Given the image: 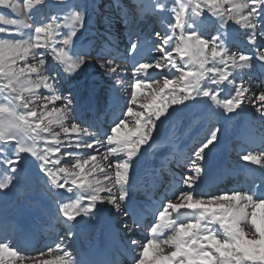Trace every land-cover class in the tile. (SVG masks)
<instances>
[{"label": "snow or ice", "instance_id": "obj_1", "mask_svg": "<svg viewBox=\"0 0 264 264\" xmlns=\"http://www.w3.org/2000/svg\"><path fill=\"white\" fill-rule=\"evenodd\" d=\"M136 9L161 18L151 59L142 57L148 42L139 36L120 56L81 51L78 33L88 20L81 0H0V192L15 188L28 166L46 178L58 197L57 219L70 228L110 205L129 221L122 231L147 230L143 240H129L131 264H264V81L253 91L243 79L264 73V0H139ZM209 23L218 27L206 37ZM117 59L134 62L128 84ZM88 63L113 82L110 103L118 114L107 132L80 119L72 95L57 86ZM34 104L42 105L39 112ZM201 105L224 120L254 109L259 127L251 142L258 150L243 151L240 159L258 166L259 175L246 189L198 191L213 179L206 162L223 131L211 124L189 147L172 194L149 209L133 203L144 146L152 148L157 138L171 142L175 131L169 136L168 126ZM0 264L79 261L63 240L34 255L0 235Z\"/></svg>", "mask_w": 264, "mask_h": 264}, {"label": "rangeland", "instance_id": "obj_2", "mask_svg": "<svg viewBox=\"0 0 264 264\" xmlns=\"http://www.w3.org/2000/svg\"><path fill=\"white\" fill-rule=\"evenodd\" d=\"M90 1L91 0H81L83 4L87 5V10H86V17L88 18L87 23L90 19H92L90 15V6H91ZM92 2L94 5H96V3L101 2L100 7H102L101 12L99 13L100 22L102 23L99 25V28L97 30L95 29L94 31H96L97 34H99V37L106 38L107 40L110 37H113L114 40H119L120 44L123 45L124 49L120 48L118 45H114V48L118 51L121 50L122 52L125 53V49L128 46L130 40L134 41L137 39L138 31L145 30L146 32L147 31L153 32L154 30H161L162 28L161 26L162 22H161L160 17H157L155 15L150 16L151 14L141 12L136 9V5L139 2V0H92ZM113 26L115 28H113ZM217 27L218 25H213L211 23L206 24L203 29L206 37L208 34L214 35L215 29ZM88 34L89 33L87 30V24H86L85 28H83L78 33V37H79L78 42L86 38ZM99 37L97 38L99 39ZM150 39L154 41V37L152 34L150 36ZM102 42L103 41L101 40L97 44H95L94 52L92 53L93 55H95L96 53L102 52L100 49ZM109 54L110 53L107 52V54H104V55L109 56ZM155 55H157V53H155ZM111 56H109V58H111ZM127 62L128 60H120V59L116 60V63L120 65V67L126 68V69L128 67ZM177 62H180L179 57H177ZM93 68H95V70L96 69L98 70L99 76L96 80H94ZM103 71H104L103 69L99 68L98 64L95 65L92 63H88L84 65L82 69L80 70L79 74L75 75L73 78L80 83L82 82L88 89L92 90L94 94L97 95L96 105L101 106L102 114L105 115V118L102 119L104 121V126L106 128H109V125H110L109 112H114L113 108L111 107V103H110V96H111L110 88L113 82L107 76L102 75ZM149 71L153 72V70L151 69ZM128 74H129L128 70L126 73H121L122 76H125L126 84H128L132 80V78L127 79ZM176 75H179V73H176ZM162 83L163 81L161 80V84ZM57 86L61 88V91L63 93L66 91L65 84L62 83L60 80ZM39 91L41 93H45V90L43 88H41ZM78 91L81 93V94H78L77 92V94L80 95V102H84L85 100L88 99L86 98V94L82 93L81 88L78 89ZM73 105H74V102H73ZM33 107H36L37 111L39 112L42 108V105L34 104ZM49 107H51V105H49ZM220 111L221 110H218V112L216 113H220ZM183 114L184 115H181L178 120L173 121V125H175V127H173L172 125L168 126L167 128L168 134L172 133L173 131L177 133L178 129L184 126V124L187 122L186 118L189 115H194L195 117H198V118L201 116L207 118L209 115V112H206L204 107L201 105L197 109L185 112ZM220 115H222V113ZM216 116H219V115L216 114ZM54 131L59 132L60 129L54 127ZM107 131H110V128L107 129ZM61 136L63 137V133H61ZM79 151L81 152V154H83L85 151L90 152L91 150L81 149ZM145 153L147 152L145 151ZM69 159L71 160V158ZM111 159L112 158L110 157L109 160ZM98 160H100L99 155H98ZM100 162L104 165H107L108 163V161H102V160ZM143 162H144L143 157H141L138 163L143 164ZM68 166L71 167L72 165L69 164ZM30 186H38L39 187L37 189L38 192H34L32 188H30ZM60 191L63 192V190H60ZM69 195H72V194L65 193V196H69ZM57 199L58 197L54 196L52 193L48 191V188L46 187V178L43 176L42 173L39 172V169L26 166L23 174L21 175L17 183V186L10 191L0 192V209L2 211L4 209V212H6L5 206H10L9 212L12 213V215H14V213H17V212H19L17 214H20V216L18 217L19 225L22 226L24 222H28V224H30L33 230H36L37 227H39L38 224L40 223L44 224L48 222H53L55 226L57 227V231H58L57 234L59 235L61 234V230L63 228L62 227L63 222L61 219L59 221H54L52 218H50L49 216L50 214L48 213V210L46 209V208H49L51 209L52 212L58 213V207L56 203ZM33 200H35L36 202L30 203V201H33ZM86 202L87 201H85V203ZM104 207L109 208L111 210L110 205H105ZM28 216H32V218L36 217L37 219L26 220V217ZM6 219H10V218L6 216ZM78 220H79V223L77 224L82 230L81 232H83L85 236L91 235L89 231V226L86 225L87 224L86 222H91L92 218H83V219L78 218ZM11 221L16 223L14 220H11ZM29 230H30V235L36 236V238H38L37 235L31 232L30 228ZM40 234L42 235V238L44 239V241L40 245V249L46 250V246L50 245V243L54 245V243L57 242L55 240H57L58 235L55 236L54 238V236H52L54 234L53 232L42 231ZM12 236L13 235H10V236L8 235L9 238H11ZM63 243L68 248V250L73 255H75V253L72 251L73 248H72L71 240L65 239ZM38 252L39 251L34 253V255L38 254ZM80 257L82 259V256ZM45 258H51V257H45Z\"/></svg>", "mask_w": 264, "mask_h": 264}, {"label": "bare ground", "instance_id": "obj_3", "mask_svg": "<svg viewBox=\"0 0 264 264\" xmlns=\"http://www.w3.org/2000/svg\"><path fill=\"white\" fill-rule=\"evenodd\" d=\"M69 93H71L70 91H69ZM75 97V96H74ZM262 210L261 209H257V212L259 213V212H261ZM0 213H1V209H0ZM2 215V214H1ZM3 217H5L6 218V215H2ZM10 221L12 220V219H9ZM23 227H26L28 230H29V228H28V226H23ZM82 231V230H81ZM2 232H3V229H1L0 228V234L2 235ZM21 234H22V238L20 239V241H21V243H23V244H29L30 242H32V241H34V240H36L37 238H36V236H33V235H30V230H29V232H25V231H23V232H21ZM25 235V236H24ZM32 254H34V253H32ZM81 256V255H80ZM82 260H83V258H82ZM82 260L81 259H79L78 261H79V264H84L83 262H82Z\"/></svg>", "mask_w": 264, "mask_h": 264}]
</instances>
